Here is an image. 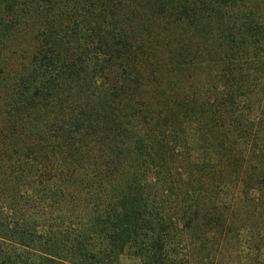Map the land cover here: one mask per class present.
Returning <instances> with one entry per match:
<instances>
[{
  "label": "trees",
  "instance_id": "obj_1",
  "mask_svg": "<svg viewBox=\"0 0 264 264\" xmlns=\"http://www.w3.org/2000/svg\"><path fill=\"white\" fill-rule=\"evenodd\" d=\"M264 264V0H0V264Z\"/></svg>",
  "mask_w": 264,
  "mask_h": 264
},
{
  "label": "rangeland",
  "instance_id": "obj_2",
  "mask_svg": "<svg viewBox=\"0 0 264 264\" xmlns=\"http://www.w3.org/2000/svg\"><path fill=\"white\" fill-rule=\"evenodd\" d=\"M117 264H142V262L137 256L125 252L119 255Z\"/></svg>",
  "mask_w": 264,
  "mask_h": 264
}]
</instances>
